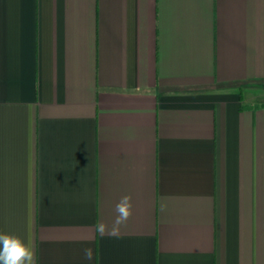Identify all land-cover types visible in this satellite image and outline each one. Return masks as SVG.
Returning a JSON list of instances; mask_svg holds the SVG:
<instances>
[{
    "label": "crops",
    "instance_id": "1",
    "mask_svg": "<svg viewBox=\"0 0 264 264\" xmlns=\"http://www.w3.org/2000/svg\"><path fill=\"white\" fill-rule=\"evenodd\" d=\"M0 233L36 264H264V0H0Z\"/></svg>",
    "mask_w": 264,
    "mask_h": 264
},
{
    "label": "clouds",
    "instance_id": "2",
    "mask_svg": "<svg viewBox=\"0 0 264 264\" xmlns=\"http://www.w3.org/2000/svg\"><path fill=\"white\" fill-rule=\"evenodd\" d=\"M117 213L111 226L101 221L95 225V232L103 235L119 236L121 227L126 225L133 215V203L130 195L121 197L115 206ZM84 258L93 259V249L85 248ZM0 264H36L35 249L29 239L26 243L21 237L0 233Z\"/></svg>",
    "mask_w": 264,
    "mask_h": 264
}]
</instances>
